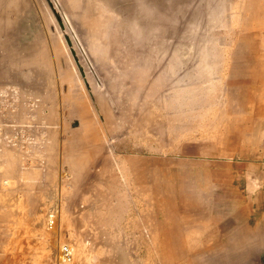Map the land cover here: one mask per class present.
<instances>
[{
    "label": "rangeland",
    "instance_id": "374dc122",
    "mask_svg": "<svg viewBox=\"0 0 264 264\" xmlns=\"http://www.w3.org/2000/svg\"><path fill=\"white\" fill-rule=\"evenodd\" d=\"M259 76L264 0H0V264L200 257L164 261L166 228L264 264L225 238L264 169Z\"/></svg>",
    "mask_w": 264,
    "mask_h": 264
},
{
    "label": "crops",
    "instance_id": "0c3cea01",
    "mask_svg": "<svg viewBox=\"0 0 264 264\" xmlns=\"http://www.w3.org/2000/svg\"><path fill=\"white\" fill-rule=\"evenodd\" d=\"M258 188L256 200L228 218L225 238L232 240L233 246H242L244 254L264 256V169L259 172Z\"/></svg>",
    "mask_w": 264,
    "mask_h": 264
},
{
    "label": "bare ground",
    "instance_id": "6f19581e",
    "mask_svg": "<svg viewBox=\"0 0 264 264\" xmlns=\"http://www.w3.org/2000/svg\"><path fill=\"white\" fill-rule=\"evenodd\" d=\"M22 3V2H21ZM23 4V3H22ZM21 4V5H22ZM21 9V8H20ZM14 23V22H13ZM13 25V24H12ZM7 32V31H6ZM10 32H12V31H10ZM8 33V32H7ZM10 34V33H9ZM2 37H4V36H2ZM9 37H10V35H9ZM13 42H15V40H13L12 41V39H9V38H7V41H6V47H9L10 45H13ZM31 70V69H30ZM17 77H18V75H17ZM19 77H21L24 81L26 80V78H29V77H25V76H23V75H19ZM5 79H6V77H4ZM244 81L246 82V83H248V87H250V89H258V92H260V93H262L263 91H264V76H259V77H250V78H246V79H244ZM87 94V93H86ZM81 96V95H80ZM87 96V95H86ZM260 99V98H259ZM91 107V106H90ZM258 114H259V117H264V106H262L261 108H260V110H259V108H258ZM251 114H249V116H250ZM251 120L250 119H244V122H245V124H248L249 122H250ZM264 121V120H263ZM32 204H34V203H32ZM31 207H36V205L35 206H32L31 205ZM9 210V209H8ZM8 213H9V215H14V213H10V211H8ZM2 215V214H1ZM4 215H8V214H4ZM5 218H6V216H4ZM4 217H0V219L1 218H3L2 220H5L4 219ZM25 218V217H24ZM31 218V217H30ZM30 218H28L27 217V219H29L30 220ZM26 219V218H25ZM24 219V220H25ZM1 221V220H0ZM6 221V220H5ZM28 221V220H27ZM26 222V221H25ZM28 223V222H27ZM171 230L172 229H169V228H166V229H164L163 230V233H162V235L160 236V238H159V244L157 245V244H155L154 246V248L155 249H157L158 251L160 250V252H161V255H162V259L164 260V261H166V262H170L171 260H174V259H177L178 257H180V256H182V255H187V254H189V255H195V254H197V255H199L202 259H203V257H202V255H204L203 253H201V252H199V251H196V250H198L196 247H195V245H193L191 242H187L188 241V238H183L182 236H178V235H176V234H174V233H172L171 232ZM27 231H28V229H27ZM157 236V235H156ZM155 236V237H156ZM155 237H154V239H155ZM182 238V239H181ZM185 239V240H184ZM187 240V241H186ZM156 241V240H155ZM185 242V243H184ZM211 244H212V242H211ZM215 244V243H214ZM213 244V245H214ZM209 245V244H208ZM219 245V244H218ZM217 245V246H218ZM203 247H204V244H203ZM202 247V248H203ZM213 247H215V246H213ZM211 245L210 246H208L207 248H206V253L207 254H209L208 253V251H210V249H212L213 248ZM153 248V249H154ZM201 248V249H202ZM216 250V249H215ZM218 250V249H217ZM157 252V251H156ZM211 253V252H210ZM213 253V252H212ZM242 253H244V252H241L240 254H242ZM206 255V254H205ZM237 255V254H236ZM239 256V255H238ZM200 257H198V259L196 260V259H194V262H190L189 264H202V262L200 261ZM156 258V257H155ZM225 258H228V257H226V255L224 256V259ZM231 258V257H230ZM230 258H228V259H223V261L222 262H218L217 260H216V258L214 259V258H210V255H209V259H211L209 262H210V264H234V262L236 263V261L234 260V259H230ZM213 259V260H212ZM236 260H238V259H236ZM240 262V261H239ZM246 264V263H245Z\"/></svg>",
    "mask_w": 264,
    "mask_h": 264
},
{
    "label": "built area",
    "instance_id": "2783aa9c",
    "mask_svg": "<svg viewBox=\"0 0 264 264\" xmlns=\"http://www.w3.org/2000/svg\"><path fill=\"white\" fill-rule=\"evenodd\" d=\"M53 222V220H51ZM70 256V249L68 245H63L60 250V258L62 260H67Z\"/></svg>",
    "mask_w": 264,
    "mask_h": 264
}]
</instances>
